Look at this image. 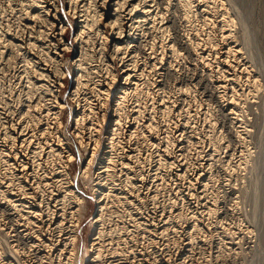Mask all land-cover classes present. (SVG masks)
Returning <instances> with one entry per match:
<instances>
[{"label": "bare ground", "instance_id": "bare-ground-1", "mask_svg": "<svg viewBox=\"0 0 264 264\" xmlns=\"http://www.w3.org/2000/svg\"><path fill=\"white\" fill-rule=\"evenodd\" d=\"M58 1L23 0L16 17L22 28V39L17 38L20 42L15 45L11 39L5 37L4 40L7 43L0 44V46L3 45L0 48V64L8 68L9 72L5 70L8 72L9 80L15 83L18 79L19 81L15 85H20L26 81L25 77L27 78L26 86L22 84V87L18 88L20 94L15 98L16 103L23 106L22 109L19 108V113H15L19 109L8 105V102L6 106V101L0 93V122L4 129L0 134L2 135V137L0 136V162L3 166L0 170V203H2L0 207L3 206L5 213L7 212L6 215L4 214L5 221H0V264H28L26 263L27 258H31L30 264H209L210 258L205 256V249L208 247L213 249L212 253H216L212 255L214 257L213 264H224L225 258L236 257L238 253L236 249L241 247L239 241L242 242L243 238L235 242L234 232L230 233L232 231L226 235V233L216 230L217 238L211 231L208 233V226L210 224L215 226L219 222L215 216L218 211L216 208L219 203L218 197L221 194L208 195L209 182L208 185L205 182L202 183V187L198 188L201 181L210 180L211 171H207L208 167H205L207 160L203 161L204 165L201 168L191 171V166L189 167L187 161L183 159L181 162L177 155L183 145H181L182 147L179 145V149L175 150L177 147L175 142L182 140L185 135L190 137L193 135L196 129H194L196 118L198 122L200 117L203 126L206 125L208 131L211 126L215 127L216 120L211 114L213 106L211 107L208 102L211 99L208 101L205 98L204 100L200 99L195 93L196 89H192V86H182L177 81L171 86L175 75L180 71L181 65L183 66L184 60L187 58L183 56L181 48L179 50L178 45L171 40L169 26L174 18L171 15L172 11L179 13L183 27H187L186 34L181 36V43L189 50V56L192 58L190 64L192 72H194V76L198 70L205 72L202 74L204 75L203 82L212 87L211 91L216 95L214 96L219 102L220 111L224 117L227 116L231 124L232 137L234 133L233 140L235 144H238V146L236 145L237 150L234 148L238 152V164L242 165L247 160L245 155L243 156L246 152L243 153V146L246 141L244 134H247L248 128L242 122L244 120L245 123L246 119L243 118L241 111L256 102L257 79L251 74L247 62L244 63V59L243 61L240 59L239 44H236L237 40L233 35L234 21L227 13L228 10L220 0H66L68 7L61 4L62 13H64L62 14ZM194 13L199 15H197L200 18L198 21L200 25H197L199 27H196L195 23L193 24ZM67 15L76 18L74 43L78 47V53L69 60L74 68L70 100L75 104V107H70L67 119L74 122L73 130L76 138L83 144L80 145L86 151L88 150V162L79 172L83 177L89 176L88 172L97 152L102 153L97 160V170L94 171L97 178L92 186L95 203L98 206L90 223V229L94 233L87 245V252L81 259L78 257L77 244L80 235L78 231H80V223L88 206L84 198L79 196L78 190H73L74 181L68 163L73 162L74 158L71 152L65 151L63 139L60 136V129L64 124L62 114L67 107L59 99L61 88L64 86L63 79L66 77L63 66L67 62L62 58L65 51L73 48V44L69 46L65 37V31L70 24ZM172 25L174 24L172 23ZM172 30L177 31L174 27ZM172 37L174 38V36ZM22 43L23 45H20ZM18 49L23 50L20 55ZM19 63L22 64L19 66ZM115 63L118 65L119 71L115 69ZM188 63L190 62L186 64ZM2 68L0 71L4 69ZM119 76L121 82L116 88L114 99L112 98L113 109L109 113L105 109L106 102H108L107 99H111V88L114 87ZM183 84L185 83L183 82ZM208 91H210L209 88ZM181 99L187 101L188 107L178 106ZM175 106L176 109L179 108L180 114L185 115V122L183 119L177 125L172 124L173 127L166 122L164 125L160 124L161 126L158 122L155 123L157 119L161 120L164 115L172 113ZM16 114L21 116L19 118L17 116L15 119ZM107 120L106 128L103 130L97 128ZM169 121L171 120L169 119ZM139 126L149 131L150 135H148L154 141L157 139L162 141L163 145L160 150L158 149L157 159L160 163L166 164L169 168L176 167V176L179 178H188L187 176L192 172L188 181L189 188L187 189L190 192L188 194L195 199L196 196H199L198 193H201L206 197V203L200 207L192 205L189 207L190 210L179 209L174 203L167 211L152 210L151 212L149 210L145 215L130 216L131 214H129L126 217L118 215V218L114 219L116 222L109 226L112 220L111 211L113 209L117 211V208L122 206L124 208V203L126 205L131 203L127 197L128 191L141 193L146 183L143 174L141 175V170L135 172L133 171L135 166H130V163L136 161L141 163L136 156L138 148L140 150V147H143V143H145L142 142L145 134L138 133ZM93 127L95 135L91 131ZM211 135L208 137V142L211 143L208 155L213 156L218 150L215 144L222 138L219 136L221 134H216L214 137ZM129 137L136 138L137 146L135 145V148H127L126 142L129 141ZM102 138L103 145H101ZM79 141L78 143H80ZM244 149L246 150V148ZM207 151L204 152L207 154ZM114 154L121 160L118 165H116L118 161L112 159ZM183 156L186 157V155ZM153 161L155 160L153 159ZM217 161L219 162V160ZM147 164H150L149 161ZM114 167L119 170L126 169L122 180L118 182L119 184L115 183L117 179ZM127 170H130L131 175L128 174L129 171L126 172ZM229 175L231 174L229 173ZM227 180L229 179L227 178ZM118 185H120L119 188ZM150 185L148 184V186ZM54 186L57 187L55 191L58 190V193L53 191ZM233 187L235 189V186ZM197 189L200 190L198 193L195 192ZM237 201H233L227 207L228 209H225L230 212L229 215L236 211L234 209H236ZM226 213L225 216H227ZM0 214L3 216L2 213ZM223 218L225 219V217ZM223 218L220 219L223 221ZM248 230L250 231V229ZM170 235L180 236V238H170ZM153 236L159 239L158 245H155ZM139 239L141 242L142 239H147L150 242L143 246L140 244L141 247L138 248L136 242ZM129 243L131 245H128ZM236 244L240 246L234 247Z\"/></svg>", "mask_w": 264, "mask_h": 264}, {"label": "rangeland", "instance_id": "rangeland-1", "mask_svg": "<svg viewBox=\"0 0 264 264\" xmlns=\"http://www.w3.org/2000/svg\"><path fill=\"white\" fill-rule=\"evenodd\" d=\"M23 0H0V44H5L7 43L5 39V37L8 39H11L12 42L17 45L18 42H20V40L22 39V31H21V25H20V21L16 18L18 13V8L20 9V4ZM224 7L226 8L227 13L229 14V16L231 18H233V25H232V28H233V35L234 38H236L237 41L236 44H239L238 45V48L240 49V59H244V63H246L247 65H249V70L251 72V74L256 77L257 81H256V84H257V88H256V102L252 103L249 107L246 106L245 109L243 110L242 109V114H243V118L246 119L245 123H244V120L242 121L243 124L248 128V131L246 132L247 134H244L245 135V144H244V148H246V150L243 148V153L246 151L247 152V155H246V152L243 154V156L245 155V159L246 161H244L245 163H243L242 165H239L238 164V157L237 154L238 152L236 151L237 150V146L238 144L234 142L233 138H234V133H233V137H232V131H231V128H230V122L229 120L227 119V116L223 115L222 111H220V106L218 105V100H216V95L213 93V91H211L212 87L208 84V83H204L203 82V78H204V75L202 74H205V72H202L201 70H198L196 71V76H194V72H192V65L190 66L191 64V57L189 56L190 53H189V50L187 49V47H183L184 45L181 43V36H183L184 34H186V28L187 27H183V23H182V18L181 16L179 15V13L177 14V12H173L172 11V17L174 16V18H172V22L169 23V26H170V30H171V40L173 42H175V44L178 45V49L180 50L181 48V51H182V54L184 57H186L187 59L184 60V64L183 66L181 65V69L180 71L177 72V75H175V80L172 81V84L171 86H173L175 83L179 82V84H182V86H192V89H196L195 93L196 95L206 101H208L209 99L212 100H209L208 102L211 104V107H212V112L211 114L212 117L215 118L216 120V124L218 125H214L215 127H210L209 128V131L205 125V127L203 126L202 124V121L200 120V117H199V121L197 122V118L195 120V123H194V133L193 135L190 137V136H187L185 135L184 138L187 139H182V140H179L177 142H175L176 144V149L175 150H178L179 149V145L180 147H182L181 145H183V148L182 150L177 154L180 158V161L183 162V159L184 161H187L189 167L191 168V171L192 170H195V169H199L201 168L203 161H206V165L205 167L207 168V171H211L210 172V180L209 181H201L198 185V188L201 186L202 183L205 182V184H207L208 182V191H207V194H212V193H218V195H220V197H218L219 199V203L217 204L216 208L218 209V211L216 212V219L219 221L217 222V225L215 226H212V224H210L208 227H209V230H208V233H214L215 237L217 238L218 235L217 233L219 231L223 232V233H233L236 235H233L234 239H235V242L236 240H240L241 238L242 239V242L239 241V244H241V249L238 248L237 245L239 244H236L234 245V247L238 248L236 249V251L238 252L236 254V257H227L225 258L224 260V264H264V0H220ZM61 2V3H60ZM58 4L61 5H65V7L67 8L68 5L66 4V0H59L58 1ZM62 7V5L60 6V8ZM61 13H62V8H61ZM17 13V14H16ZM64 14V13H62ZM176 16H175V15ZM198 14L197 13H194V16L192 17V20H193V24L195 23L196 24V27H199L197 25H200V18L197 16ZM178 17V19H177ZM180 17V18H179ZM199 20H198V19ZM67 19L70 21V24L67 26V29L65 31V37L67 39V41L69 42V46H71V44H73V48H71L69 51H65V53L63 54V60H65V62L67 63H64L65 66H63V69L64 71L66 72V77L63 79V87L61 88V94H60V97L59 99H61L62 102H64L66 104L67 107H65L64 111H63V114H62V119H63V127L60 129V136L62 137L63 139V143H64V147H65V151L67 153L71 152V154L73 155V162H69L68 164L70 165V168H69V171L71 173V176L73 177V181H74V187H73V190H78V193H79V196L80 197H83L84 198V201L86 202L88 208H87V211L83 214V217H82V220H81V223H80V235H79V240H78V248H79V251H78V257L83 258L84 257V254L85 252H87V245L90 243V239L92 238V235H93V231L90 229V223H91V220L93 218V216L95 215V213L97 212L96 210L98 209V206L97 204L95 203V197H94V194H93V189H92V186H93V183H94V180H96L97 178V175L96 173H94V171L96 172L97 170V163H98V158L99 156L102 155V153L100 152H97L96 156L94 157L93 159V162L91 164V167L89 169V172H88V177H83L81 175V173H79L81 171V169L84 168V166H86V163L88 162V150L86 151L85 148H83V144L76 138V134L74 133V128H75V124L74 122L71 120H68L67 118H69V112L71 110L70 107H75V104H73L70 100V93H71V87H73V79H74V76H73V72H74V68L73 66H71V64L69 63L72 58L75 57V55L78 53V47H77V44L74 43V37H75V30H76V24H77V21H76V18H71L69 15H67ZM176 19V20H174ZM174 20V21H173ZM196 20V21H195ZM178 22V23H177ZM172 23L175 25H172ZM171 24V25H170ZM177 24V25H176ZM180 24V25H179ZM7 25V26H5ZM174 29H176L177 31L175 30H172L173 27ZM4 28V29H3ZM8 30H7V29ZM10 28V29H9ZM179 30H178V29ZM3 29V30H2ZM20 29V30H19ZM181 29V30H180ZM183 29V30H182ZM7 30V31H6ZM10 30V31H9ZM14 30V31H13ZM17 31H19V33H17ZM108 31V29H107ZM181 33H180V32ZM10 32V33H9ZM178 37H177V35ZM182 34V35H181ZM16 35V36H14ZM17 35H20V36H17ZM176 35V36H175ZM9 36V37H7ZM174 36V38L172 37ZM15 37V38H14ZM177 37V38H176ZM14 38V39H13ZM20 40H18V39ZM176 38V39H175ZM178 39V40H177ZM176 40V41H174ZM180 40V42H179ZM238 42V43H237ZM3 44V45H4ZM3 45L0 46L3 47ZM20 45H23L20 44ZM176 45V46H177ZM182 45V46H181ZM19 46V45H18ZM183 48V49H182ZM19 50V49H18ZM21 50V49H20ZM19 50V55H20V52H23V50L20 51ZM186 51V52H185ZM186 54V55H185ZM188 60V61H186ZM187 62H190L188 64H186ZM22 63H19L18 65L20 66ZM186 64V65H185ZM4 66L3 64H0V66ZM184 67H187V68H184ZM2 68V67H0ZM4 68V69H3ZM0 71V93L3 95V99L4 101H6V106H7V102H8V105H12V106H15L16 109H22L23 106H19L18 103H16V96L20 94V92L18 91L19 87H22V84H25L26 81H27V78L25 77L26 81L25 82H22L20 85L17 84L15 85V83L17 81H19L18 79L16 80L15 83H13L11 80H9L8 78V75L7 73L9 72L8 68L7 67H3ZM8 71H6V70ZM115 69L117 71H119V67L118 65H116L115 63ZM188 70H190L188 72ZM5 71V72H4ZM187 71V72H186ZM4 72V73H3ZM181 72V74H180ZM185 72V73H184ZM201 72V73H200ZM179 73V74H178ZM192 73V74H191ZM199 74V75H198ZM186 75V76H185ZM191 75V76H190ZM201 75V76H200ZM199 76V77H198ZM186 77V79H185ZM179 78V79H178ZM201 78V79H200ZM178 79V80H177ZM183 80V81H182ZM198 80V81H197ZM177 81V82H176ZM181 81V82H180ZM189 81V82H188ZM201 81V82H199ZM121 82V77L119 76L118 77V81L114 84V87L111 88V99H107L108 102H106V108L107 111L109 113L112 112V109H113V97L115 96V92H117L116 88L117 86L120 84ZM183 82L185 84H183ZM191 82V83H190ZM196 82V83H195ZM199 84H198V83ZM201 83V84H200ZM203 83V85H202ZM193 84V85H192ZM206 84V85H205ZM19 85V86H18ZM196 85V87H195ZM26 86V84H25ZM208 86V87H206ZM210 86V87H209ZM195 87V88H194ZM202 88V89H201ZM203 88H206V89H203ZM208 88L210 91H208ZM198 89V90H197ZM166 91L168 90L167 88L165 89ZM200 90V92H199ZM202 90H203V93H202ZM198 92V94H197ZM207 92V93H206ZM209 93V94H208ZM203 94V95H202ZM212 94V95H211ZM209 95V97H207ZM215 95V96H214ZM206 96V97H205ZM213 97V98H210V97ZM113 98V99H112ZM215 99V100H214ZM216 102V103H215ZM181 103V104H179ZM178 103V106L181 107V108H185V107H188V103L187 101H183L182 99L180 100V102ZM218 106H217V105ZM176 105V104H175ZM216 105V106H215ZM177 106V105H176ZM176 106L174 107V110H172V113L168 114V115H164V117H166L165 119L168 120L166 121L163 117V119H157L155 123H159V125H164L165 122L166 124L169 123L171 124H179L180 122H185L186 121V117L185 115L183 114H180L178 109H176ZM248 107V108H247ZM218 108V109H217ZM19 110H17L15 113H19ZM216 113H215V111ZM247 110V111H246ZM220 111V112H219ZM180 114H178V113ZM245 115H244V113ZM175 113V114H174ZM220 113V114H219ZM219 114V115H217ZM170 115V116H169ZM18 116V118L21 116L20 114H16L14 116V118L16 119ZM179 116V117H178ZM218 116V118H217ZM223 116V118H222ZM175 117V119H174ZM177 117V118H176ZM168 118V119H167ZM169 119L171 121H169ZM174 119V120H173ZM221 119V120H220ZM224 119V120H223ZM227 119V120H226ZM109 120V119H108ZM108 120L106 121V123H102V125L100 126H97L98 129H101L103 130L104 128H106L108 126ZM180 120V121H179ZM163 121V123H162ZM173 122V123H172ZM179 122V123H178ZM224 122V123H223ZM226 122V123H225ZM199 123V124H197ZM223 123V124H222ZM220 124V125H219ZM226 124V125H225ZM96 125V124H95ZM94 125V126H95ZM160 125V126H161ZM224 125V126H223ZM202 126V127H201ZM219 126V127H218ZM229 126V127H228ZM2 124L0 122V134L4 131V129L2 128ZM173 127V126H172ZM221 127V128H220ZM226 127V128H224ZM140 128V129H139ZM139 130H138V133H144L145 134V138L142 142H145L143 143V147H140V150L138 148V152H137V156L138 157V160L141 161V163L138 161H136L135 163H130V166H135V168L133 169V171L135 172H138L139 170H141V175L144 177V180L146 181L145 185L142 187V191L141 193H138V192H134V191H128V199L131 203H129V205H126V203H124V208L123 206L122 207H118L117 208V211L116 209H113V211H111V218L112 220L110 221V225H112L114 222H116L115 220L118 218V215H120L121 217H126V216H129V214H131L130 216H138V215H145L149 210H156V211H162V210H165L167 211L172 204L176 203V206L179 207V209H188L190 210V206L194 205L197 207H200L202 206L203 204L206 203V200L203 196V194L201 193H198L200 190L197 189V191H195L196 193H198V195L200 196H196L195 199L192 198V195L189 196L190 192L188 191L187 188H189L188 186V181L190 180L191 178V174L192 172L190 173L189 176H187L188 178L185 177L184 178H179L176 176V167H173V168H169V166H167L166 164L163 165L162 163H160L158 159V154H159V150L161 148V146L163 145L162 141L157 139L156 141H154V139L151 138V136L149 137L150 135V132L147 131L144 127L141 128V126H139ZM212 128V129H211ZM219 128V129H218ZM223 128V129H222ZM229 128V132L227 133V130ZM202 129V130H201ZM222 129V130H221ZM124 130V129H122ZM214 130V131H213ZM218 130V131H217ZM221 130V132H220ZM250 130V131H249ZM91 131L94 132V135L96 134L95 131H94V127L91 129ZM144 131V132H143ZM231 131V132H230ZM198 132V134H197ZM200 132V133H199ZM214 132V133H212ZM250 132V133H249ZM147 133V134H146ZM204 133V134H203ZM226 133V134H225ZM149 134V135H148ZM209 134V136H208ZM212 134V135H211ZM216 134H221L219 135L222 139H219V141H217V143L215 144L216 146V149L217 152L215 155L213 156H210L208 155V152H210L209 148H210V144L208 141V137H210V135L212 137H214ZM231 134V135H230ZM102 135H104L102 133ZM101 135V137H102ZM147 135V136H146ZM197 135V136H196ZM203 135V136H202ZM2 137V135H0ZM194 136V137H193ZM206 136V137H205ZM230 136V137H229ZM0 137V138H1ZM95 138V136H93ZM197 137H199L197 139ZM226 137V138H225ZM232 137V138H231ZM148 138V139H147ZM193 138V139H192ZM247 138V139H246ZM135 139V140H134ZM196 139V140H194ZM207 139V140H206ZM226 139V140H225ZM229 139V140H228ZM232 141H231V140ZM1 140V139H0ZM80 143H78V141ZM159 140V141H158ZM191 140V142H190ZM132 141V142H131ZM136 141V138L134 137H129V141L126 142V145H128V149L130 147L131 148H135L137 145L135 143ZM140 141V140H139ZM147 141V142H146ZM149 141V142H148ZM158 141V142H157ZM185 141V142H184ZM222 141V142H220ZM228 143H227V142ZM230 141V142H229ZM92 142V141H91ZM156 142V143H155ZM184 142V143H183ZM209 144H208V143ZM225 142V143H224ZM234 142V143H232ZM128 143V144H127ZM152 143V144H151ZM158 143V145H157ZM190 143V144H189ZM196 143V144H195ZM82 144V145H80ZM134 144V145H133ZM146 144V145H145ZM148 144V145H147ZM185 144V145H184ZM203 144V145H202ZM219 144V145H218ZM225 144V145H224ZM226 144H228V146H226ZM235 144V145H234ZM101 145H103V138L101 140ZM136 145V146H135ZM155 145V146H154ZM208 145V146H207ZM237 145V146H236ZM152 146V147H151ZM157 146V147H156ZM185 146V147H184ZM187 146V147H186ZM194 146V147H193ZM204 146V147H203ZM219 146V147H218ZM147 147V149H146ZM221 147V148H220ZM232 147V148H231ZM237 147V148H236ZM142 148V149H141ZM153 148V149H152ZM155 148V149H154ZM188 148V149H187ZM198 148V150H197ZM202 148V149H201ZM205 148V150H204ZM208 148V149H207ZM220 148V149H219ZM236 150H235V149ZM159 149V150H158ZM188 151H186V150ZM194 149V150H193ZM227 150L226 152L223 151ZM230 149V150H229ZM150 150V152H149ZM192 150V151H191ZM208 150V151H207ZM190 151V153H189ZM197 151V152H195ZM202 151V153H201ZM207 151V154L205 152ZM229 151V152H228ZM65 152V154H66ZM184 152V153H183ZM194 152V153H193ZM220 152V153H219ZM224 152V153H223ZM232 152V153H231ZM146 153V154H145ZM151 155H150V154ZM188 155H187V154ZM197 155H196V154ZM141 154V155H140ZM145 154V155H144ZM194 154V155H193ZM203 154V155H201ZM218 154V155H217ZM223 156L221 159H220V155ZM229 154V155H228ZM236 154V155H234ZM86 155V156H85ZM147 155V156H146ZM183 155H186V157H184ZM200 155V156H199ZM228 155V156H226ZM231 155V156H230ZM234 155V156H233ZM144 158H143V157ZM149 156V157H148ZM181 156V157H180ZM192 156V158H191ZM210 156V157H208ZM97 157V158H96ZM120 157V155H119ZM225 157V158H224ZM115 158V159H114ZM140 158V159H139ZM147 158V159H146ZM199 158V159H198ZM218 158V159H217ZM231 158V159H230ZM249 158V159H248ZM113 160H117V164H120L121 160L120 158H118L117 155H113ZM153 159L155 161H153ZM189 159V160H188ZM211 159V161H210ZM212 159H215L212 161ZM235 159V160H233ZM237 159V160H236ZM143 160V161H142ZM219 160V162L217 161ZM221 160V161H220ZM1 161V160H0ZM146 161V162H144ZM149 161L150 164H147ZM157 161V162H156ZM189 161V162H188ZM214 161H215V165L214 164ZM224 161V163H223ZM233 161V162H232ZM237 161V162H236ZM195 162V163H194ZM198 162V163H197ZM200 162V163H199ZM210 162V163H209ZM228 162V163H227ZM235 162V163H234ZM154 163V164H153ZM192 163V164H191ZM208 163V164H207ZM223 165H222V164ZM226 163V164H225ZM233 163V164H232ZM143 164V166H142ZM199 164V165H198ZM212 164V166H211ZM237 167H236V165ZM244 164H247V165H244ZM141 165V166H140ZM145 165V166H144ZM153 165V166H152ZM193 165V167H192ZM195 165V166H194ZM210 165V166H209ZM227 165V166H226ZM234 165H235V168L237 169L235 171L234 169ZM239 165V166H238ZM245 168H244V166ZM83 166V167H82ZM94 166V167H93ZM137 166V167H136ZM165 166V168H164ZM215 166V167H214ZM217 166V167H216ZM2 165H1V162H0V170H2ZM119 167V166H117ZM117 167H114V169L116 171H114V174L116 176V181L115 183L116 184H119V180L121 181L122 180V177L125 173V170L126 169H123V170H119V168ZM145 167V169H144ZM147 167V168H146ZM156 167V168H155ZM162 167V168H161ZM210 167V168H209ZM219 167V168H218ZM222 169H221V168ZM225 167V168H224ZM229 167V168H228ZM242 167V168H240ZM158 168V169H157ZM166 170H164V169ZM215 168V169H214ZM227 168V170H226ZM232 168V170H231ZM118 169V170H117ZM149 169V170H148ZM154 169V170H153ZM211 169V170H210ZM214 169V170H213ZM143 170V171H142ZM160 172H159V171ZM120 171V172H119ZM129 171V173H128ZM153 171V172H152ZM217 171V172H216ZM227 171V172H226ZM232 173H231V172ZM235 171V172H234ZM128 174H130V170H127L126 171ZM175 172V174H174ZM122 173V175H121ZM145 173V175H144ZM157 173V175H156ZM228 173V174H227ZM229 173L231 175H229ZM118 174V175H117ZM161 174V175H160ZM220 174V175H219ZM227 174V175H226ZM131 175V174H130ZM149 175V176H147ZM82 176V177H81ZM118 176V178H117ZM121 176V178H120ZM156 176V177H155ZM158 176V177H157ZM160 176V177H159ZM212 176V177H211ZM147 177V178H146ZM154 177V178H153ZM171 177V178H169ZM149 178V179H148ZM157 178V179H156ZM160 178V179H159ZM163 178V179H162ZM169 178V179H168ZM174 180H173V179ZM227 178L229 180H227ZM93 179V180H92ZM153 179V180H152ZM178 179V180H177ZM184 179V181H183ZM215 179V181H214ZM226 179V180H225ZM231 179V180H230ZM163 182H162V181ZM165 180V182H164ZM169 180V182H168ZM177 180V181H175ZM187 180V181H186ZM221 182H220V181ZM151 181V182H149ZM158 181V182H157ZM180 181V182H179ZM182 181V183H181ZM225 182V185H224V182ZM230 183H229V182ZM157 182V183H156ZM217 182V183H215ZM228 182V183H227ZM87 183V184H86ZM151 183V185H150ZM153 183V184H152ZM167 183V185H165ZM174 183V184H173ZM179 183V184H178ZM187 183V184H186ZM148 184L151 186H148ZM163 186H162V185ZM178 184V185H177ZM204 184V185H205ZM219 184V185H218ZM223 184V185H222ZM155 187H154V186ZM174 185V186H173ZM211 185V186H210ZM228 185V186H227ZM153 186V187H152ZM160 186V187H159ZM166 186V188H164ZM171 186V187H170ZM176 186V187H175ZM221 186V187H220ZM224 186V187H223ZM229 186H232L231 188L234 190H232ZM235 186V189L234 187ZM55 187V186H54ZM118 188L120 187V185L117 186ZM117 187H115V189H117ZM147 187V188H146ZM157 187V188H156ZM159 187V188H158ZM162 187V189H160ZM174 189H173V188ZM178 187V188H177ZM202 187V186H201ZM210 187V188H209ZM57 187L53 188V191L58 193L59 191H55ZM77 188V189H76ZM111 188H114V187H111ZM149 188V189H148ZM171 188V189H170ZM182 188V189H181ZM218 188V189H217ZM222 188V189H221ZM241 188V189H240ZM148 189V190H146ZM157 189V190H156ZM165 189V190H164ZM170 189V190H169ZM231 189V190H230ZM240 189V190H239ZM51 190V189H50ZM119 190V189H117ZM151 190H153L151 192ZM175 190V191H174ZM184 190V191H182ZM223 190V191H222ZM225 190V191H224ZM239 190V192H238ZM166 191V193H165ZM171 191V192H170ZM211 191V192H210ZM214 191V192H213ZM222 191V192H221ZM229 191V192H227ZM233 191V192H232ZM236 191V192H235ZM242 191V192H241ZM114 193H116V191H113ZM130 192V193H129ZM148 192V194H147ZM187 192V193H186ZM192 192V191H191ZM209 192V193H208ZM136 195H134V194ZM144 193V195H143ZM154 193V194H153ZM158 193V194H157ZM163 195H161V194ZM189 193V194H188ZM238 193V195H237ZM47 196L49 195L48 192L46 193ZM154 195V196H151V195ZM166 194V196H165ZM174 194V195H173ZM179 196H177V195ZM228 194V195H227ZM135 197H134V196ZM157 195V197H156ZM172 195V196H171ZM146 196V197H144ZM150 196H151V199H150ZM226 196V197H225ZM229 196V198H228ZM234 196V197H233ZM139 197V198H138ZM160 197H163V198H160ZM168 197H171V198H168ZM189 197V198H188ZM237 197V198H236ZM136 198V199H135ZM173 198V199H172ZM176 198V199H175ZM182 198H185V199H182ZM226 198V199H225ZM234 198V199H233ZM156 199V200H155ZM160 199V200H159ZM167 199V200H166ZM182 199V200H181ZM190 199V200H189ZM194 199V200H193ZM199 199V200H198ZM221 199V200H220ZM225 199V200H224ZM154 200V201H153ZM158 200V201H157ZM166 200V201H165ZM170 200H175V201H171ZM186 202L184 203L183 202ZM202 202H201V201ZM225 202H224V201ZM238 200V201H237ZM137 201V202H136ZM142 201V202H140ZM152 201V202H151ZM156 201V202H155ZM204 201V202H203ZM236 202V211L232 212L231 215L230 212H228V210H225V209H228L227 207L229 206V204H231L232 202ZM146 202V203H145ZM155 202V203H153ZM161 202V203H159ZM166 202V203H165ZM188 202V203H187ZM240 202V203H239ZM137 205H135V204ZM149 203V204H148ZM153 203V204H152ZM165 203V204H164ZM179 205H178V204ZM184 203V204H183ZM226 203V204H225ZM2 203H0L1 205ZM139 204V206H138ZM142 204V205H141ZM151 204V205H150ZM155 204V206H154ZM157 204V205H156ZM161 204V205H160ZM199 204V205H198ZM186 208H185V206ZM219 205V206H218ZM225 205V207H223ZM132 206V207H131ZM135 206V207H134ZM145 208H144V207ZM182 206V207H181ZM188 206V207H187ZM150 209H149V208ZM158 207V208H157ZM160 207V208H159ZM166 207V208H165ZM222 207V208H221ZM133 208V209H131ZM143 208V209H141ZM238 208V209H237ZM138 210V211H135V210ZM145 209V210H144ZM216 209V210H217ZM224 209V210H223ZM126 210V211H124ZM131 210V211H130ZM141 210V211H140ZM120 211V212H119ZM130 213H129V212ZM128 212V213H127ZM134 212V213H133ZM222 212V213H221ZM226 215L228 216H225V213ZM0 213H2L3 216H1L0 214V221L1 222H4L5 221V211H4V208L3 206L0 207ZM114 213V214H113ZM118 213V214H117ZM124 213V214H123ZM144 213V214H143ZM5 214V215H4ZM127 214V215H126ZM134 214V215H133ZM137 214V215H136ZM224 215V216H223ZM218 216V217H217ZM234 218H233V217ZM2 217V218H1ZM114 217V218H113ZM116 217V218H115ZM225 217V219L223 218ZM236 217V219H235ZM120 218V217H119ZM223 218V221L226 223H224L221 219ZM230 218V220H229ZM115 219V220H114ZM232 220V221H231ZM6 221H8V219H6ZM230 223H228V222ZM219 223V224H218ZM241 223V224H240ZM108 226V224H106ZM220 225V226H219ZM231 225V226H230ZM238 225V226H236ZM106 226V227H107ZM221 226H224V227H221ZM228 228V229H227ZM232 228V229H231ZM238 228V229H237ZM213 229V230H212ZM223 229V230H222ZM225 229V231H224ZM241 229L242 233L241 232ZM250 229V231L248 230ZM218 232H217V231ZM229 230V231H228ZM236 230V231H235ZM240 230V232H239ZM248 232H247V231ZM204 231H207L206 229H204ZM216 231V232H215ZM238 231V233H236ZM246 232V233H245ZM249 233H252L249 235ZM239 234V235H238ZM229 235V234H228ZM248 235V236H247ZM172 236V237H171ZM241 236V237H240ZM250 236V237H249ZM170 238H174V239H178L180 238V236H173V235H170L169 236ZM176 237V238H175ZM240 237V238H239ZM239 238V239H238ZM247 238V239H246ZM153 239L154 241L156 242L155 245H158L159 243V239H157V237H154L153 236ZM151 239V242H153ZM248 240V241H247ZM140 241V242H139ZM139 241L136 242V246L139 248L141 247V245H146L148 242H150L149 240L147 239H142V242H141V239H139ZM146 241V242H145ZM251 243H250V242ZM141 244V245H140ZM128 245H131V243H129ZM154 245V244H153ZM83 246V247H82ZM115 246V245H114ZM122 246V245H120ZM240 246V245H239ZM212 250L213 249H209L206 248L205 249V256L206 257H209V264H213V256L212 255H215L216 253L213 252L212 253ZM31 258H27V261L26 263L30 264L31 263ZM78 259V260H80ZM212 261V262H211ZM223 262V261H222ZM77 264V263H75Z\"/></svg>", "mask_w": 264, "mask_h": 264}]
</instances>
